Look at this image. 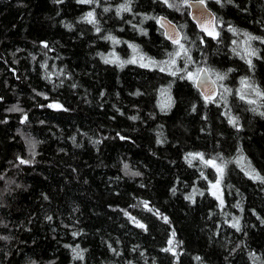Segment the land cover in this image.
Listing matches in <instances>:
<instances>
[{
	"label": "trees",
	"instance_id": "1",
	"mask_svg": "<svg viewBox=\"0 0 264 264\" xmlns=\"http://www.w3.org/2000/svg\"><path fill=\"white\" fill-rule=\"evenodd\" d=\"M188 1L0 0V264H264V0Z\"/></svg>",
	"mask_w": 264,
	"mask_h": 264
},
{
	"label": "water",
	"instance_id": "2",
	"mask_svg": "<svg viewBox=\"0 0 264 264\" xmlns=\"http://www.w3.org/2000/svg\"><path fill=\"white\" fill-rule=\"evenodd\" d=\"M189 16L191 20L196 24L198 29L205 34L206 37L215 38L218 36L216 14L207 5L206 2L201 3L200 0L188 1ZM160 26L163 28L165 37L173 42L174 40H181L182 32L179 26L172 21L169 17L161 15L159 18ZM207 29V31H205ZM208 32H212L213 35H208ZM201 69H206V72H199L195 85L201 94L207 99H215L218 96L219 88L210 74L207 67L203 66Z\"/></svg>",
	"mask_w": 264,
	"mask_h": 264
},
{
	"label": "snow or ice",
	"instance_id": "3",
	"mask_svg": "<svg viewBox=\"0 0 264 264\" xmlns=\"http://www.w3.org/2000/svg\"><path fill=\"white\" fill-rule=\"evenodd\" d=\"M80 2H83V3H88V2H91V0H80ZM187 2V0H185V3ZM200 2L201 3H203L204 2V0H200ZM165 3H167V0H165ZM170 7H172L173 5H169ZM107 10V9H106ZM121 10H123V11H130L131 9L127 6V4H125V5H121ZM86 19H88V22L89 23H95V20L93 19V13L92 12H89V13H87V16L85 17ZM231 31H236V29H230ZM97 31H99V28H97ZM205 31H207V29H205ZM208 35H213V33L212 32H208ZM245 35L248 37V40L250 41V40H253V39H260L259 37H253V36H251V35H249V34H247V33H245ZM108 39H114V38H112V37H107ZM173 43H175V44H179L180 42H179V40L177 39V40H174L173 41ZM180 47L181 48H183V45H180ZM185 52H186V50H185ZM180 53L179 52H177L176 53V55H179ZM252 55H255V52L253 51L252 52ZM106 62H108V61H106ZM134 62V61H133ZM173 63L175 62V61H172ZM249 64H251V61L249 60ZM142 66H147V65H142ZM164 69L162 68L161 69V71H163ZM201 72H206L207 70L206 69H201L200 70ZM173 75H175V73H173ZM188 78L189 79H199V77L197 76V77H194L193 76V74L192 73H189L188 74ZM220 79H223V77H220ZM257 91V95H264V93H261V92H259L258 90H256ZM242 99H243V96L241 97ZM251 102V101H250ZM51 106V105H50ZM56 107H60L59 105H57ZM261 115H264V113H261ZM229 123H232V124H236V120L235 119H230V121H229ZM189 155H192V154H189ZM195 155H197V156H200V158L201 159H203V156H202V154H199V153H197V154H195ZM22 164L23 163H28L29 161H25V160H21L20 161ZM205 163L206 164H212L214 167H217V171L218 172H221L222 173V171H223V169H221V168H219L218 166H216L215 164H214V161H212V160H209V161H205ZM125 167H127V165H125ZM139 173H136V175H138ZM254 179H260V180H264V177H260L258 174L256 175V176H254L253 177ZM219 183V181H217V184ZM48 219H51V217H49ZM165 220H167V218L165 217L164 218ZM138 226H140V227H144V225H138ZM233 227H236L237 228V230H239V225H238V223L237 224H234L233 225ZM173 235H174V233H173ZM169 243L171 244V241H169ZM73 251H75V249L73 250ZM165 251H171V248H169V249H165ZM77 255H79V253L77 254Z\"/></svg>",
	"mask_w": 264,
	"mask_h": 264
},
{
	"label": "rangeland",
	"instance_id": "4",
	"mask_svg": "<svg viewBox=\"0 0 264 264\" xmlns=\"http://www.w3.org/2000/svg\"><path fill=\"white\" fill-rule=\"evenodd\" d=\"M194 75H196V71H192L190 72ZM219 74V73H218ZM220 77H223L222 75L219 74ZM219 77V83L221 85V98L222 100H225V98H228L230 95L232 96L233 95H237V89H235L234 87V84L232 82H227L226 79H220ZM216 166H218L219 168L223 169L221 165L217 164V163H214ZM211 167L213 168L214 170V176H213V180L215 182H213L211 184V187H210V190L213 192V193H219L221 191V188H220V183L217 184V181H219L218 179H220V176H221V172H218L217 171V167H214L212 164H211Z\"/></svg>",
	"mask_w": 264,
	"mask_h": 264
},
{
	"label": "bare ground",
	"instance_id": "5",
	"mask_svg": "<svg viewBox=\"0 0 264 264\" xmlns=\"http://www.w3.org/2000/svg\"><path fill=\"white\" fill-rule=\"evenodd\" d=\"M204 2H206L207 3V1H205L204 0ZM207 5L209 6V4L207 3ZM210 7V6H209ZM211 8V7H210ZM212 9V8H211ZM215 13V12H214ZM216 14V13H215ZM160 16L161 15H159L158 16V24L160 25V23H159V18H160ZM168 17V16H167ZM190 17V16H189ZM217 15H216V22H217ZM171 19V18H170ZM191 19V18H190ZM172 20V19H171ZM172 21H174V20H172ZM192 21V20H191ZM178 26H179V28L181 29V32H182V38H181V40H183V38H184V35H185V33H184V30H183V28L180 26V24L179 23H177L176 21H174ZM193 22V21H192ZM194 23V22H193ZM194 25H195V27L198 29V27L196 26V24L194 23ZM162 28V27H161ZM163 29V28H162ZM199 30V29H198ZM200 31V30H199ZM163 34H164V36H165V33H164V30H163ZM166 38V37H165ZM167 39V38H166ZM168 40V39H167ZM181 40H179V41H181ZM169 41V40H168ZM170 42V41H169ZM171 43H173V42H171ZM247 85L246 84H244L243 83V87H245L244 89L246 90V87ZM235 89H237V96L239 97V98H241L242 96H243V99L245 100V99H247L249 96V94H247L248 92H246V91H243L242 89H240L239 88V86L238 87H235ZM242 99V98H241Z\"/></svg>",
	"mask_w": 264,
	"mask_h": 264
}]
</instances>
